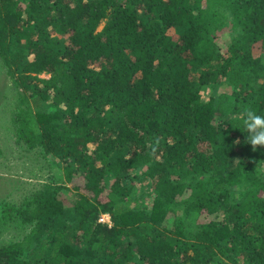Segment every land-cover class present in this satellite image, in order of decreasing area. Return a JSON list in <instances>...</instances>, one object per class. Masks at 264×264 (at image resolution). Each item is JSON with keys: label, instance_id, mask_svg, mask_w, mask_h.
Instances as JSON below:
<instances>
[{"label": "trees", "instance_id": "obj_1", "mask_svg": "<svg viewBox=\"0 0 264 264\" xmlns=\"http://www.w3.org/2000/svg\"><path fill=\"white\" fill-rule=\"evenodd\" d=\"M0 61L62 169L0 209V264H264V0H0Z\"/></svg>", "mask_w": 264, "mask_h": 264}, {"label": "rangeland", "instance_id": "obj_2", "mask_svg": "<svg viewBox=\"0 0 264 264\" xmlns=\"http://www.w3.org/2000/svg\"><path fill=\"white\" fill-rule=\"evenodd\" d=\"M101 30L102 26L98 32ZM226 39L228 40L227 35L221 41L226 44ZM41 77L49 76L43 74ZM220 91L223 93L228 90L222 88ZM18 92L21 93L22 90L19 89ZM18 92L0 61V209L7 204L20 206L62 171L60 164L43 150L30 151L17 143L14 116L18 110ZM209 92L215 94V90L209 89ZM30 105L34 106L32 100ZM63 186L64 196L70 197L73 192L71 189L76 184L63 183ZM148 199L146 201L150 204ZM105 224H108L107 221ZM27 232L28 228L20 231L12 222L0 220V247L24 237Z\"/></svg>", "mask_w": 264, "mask_h": 264}, {"label": "clouds", "instance_id": "obj_3", "mask_svg": "<svg viewBox=\"0 0 264 264\" xmlns=\"http://www.w3.org/2000/svg\"><path fill=\"white\" fill-rule=\"evenodd\" d=\"M240 117L243 125L242 132L247 133L246 143L252 146L253 151H256L258 147H264V114H260L251 106H246L241 110ZM236 143L240 141L237 140Z\"/></svg>", "mask_w": 264, "mask_h": 264}, {"label": "built area", "instance_id": "obj_4", "mask_svg": "<svg viewBox=\"0 0 264 264\" xmlns=\"http://www.w3.org/2000/svg\"><path fill=\"white\" fill-rule=\"evenodd\" d=\"M100 221H101L102 223H105V221H107V223L110 224V222H111V218H110L109 215L105 214V215H102V216H101Z\"/></svg>", "mask_w": 264, "mask_h": 264}]
</instances>
